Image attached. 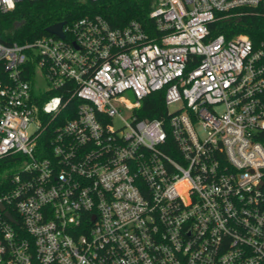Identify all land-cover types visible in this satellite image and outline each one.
I'll use <instances>...</instances> for the list:
<instances>
[{
	"label": "built area",
	"instance_id": "2783aa9c",
	"mask_svg": "<svg viewBox=\"0 0 264 264\" xmlns=\"http://www.w3.org/2000/svg\"><path fill=\"white\" fill-rule=\"evenodd\" d=\"M21 1L0 0V264H264V50L215 33L264 0L6 43ZM158 91L166 115L139 116Z\"/></svg>",
	"mask_w": 264,
	"mask_h": 264
},
{
	"label": "trees",
	"instance_id": "16d2710c",
	"mask_svg": "<svg viewBox=\"0 0 264 264\" xmlns=\"http://www.w3.org/2000/svg\"><path fill=\"white\" fill-rule=\"evenodd\" d=\"M151 8L150 0H24L14 10L3 14V40L6 43L33 41L48 34L46 28L49 25L96 14L106 17L114 27L138 20L149 28L153 25L149 16ZM215 33H223L228 38L238 33L248 35L256 49L264 50V11L253 10L238 22L223 20ZM52 94L54 92L44 93L42 99ZM72 105L73 101L70 108ZM166 113L162 91L148 96L139 109L141 117L161 118Z\"/></svg>",
	"mask_w": 264,
	"mask_h": 264
},
{
	"label": "water",
	"instance_id": "95a60500",
	"mask_svg": "<svg viewBox=\"0 0 264 264\" xmlns=\"http://www.w3.org/2000/svg\"><path fill=\"white\" fill-rule=\"evenodd\" d=\"M65 23H66L65 20H63V21H59V22H57V23H54V24H52V25H49V26L46 28V30H47V32H49V33H53V34H57V35H59V36H61V37H65V33H64V31H63V26L65 25ZM7 216H8L11 220H13V217H12V215H11L9 212L7 213Z\"/></svg>",
	"mask_w": 264,
	"mask_h": 264
},
{
	"label": "rangeland",
	"instance_id": "374dc122",
	"mask_svg": "<svg viewBox=\"0 0 264 264\" xmlns=\"http://www.w3.org/2000/svg\"><path fill=\"white\" fill-rule=\"evenodd\" d=\"M178 107H179V104H176V105L172 104L169 106V110L171 112H174ZM115 123H116V125H119L120 122H119V120H116ZM35 129H36L35 125H32L30 128V131H34Z\"/></svg>",
	"mask_w": 264,
	"mask_h": 264
}]
</instances>
